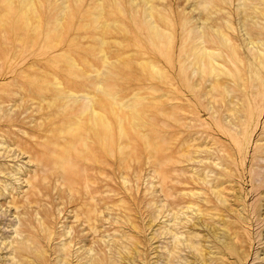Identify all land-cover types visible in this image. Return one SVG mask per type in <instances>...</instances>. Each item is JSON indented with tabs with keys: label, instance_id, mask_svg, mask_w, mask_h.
Returning <instances> with one entry per match:
<instances>
[{
	"label": "rangeland",
	"instance_id": "obj_1",
	"mask_svg": "<svg viewBox=\"0 0 264 264\" xmlns=\"http://www.w3.org/2000/svg\"><path fill=\"white\" fill-rule=\"evenodd\" d=\"M40 1L42 8L39 2H37L38 7L40 10L43 9L47 14H50L53 7L54 11L57 8H61V2L68 4L71 14V30H76L72 36L75 35L76 37L79 36L77 29L82 24H80L81 20L84 21L90 16L94 18L97 11L102 9L106 13L109 22L110 20H114L113 22L115 23L109 28V31L114 33L112 37L108 38L106 48L113 50L123 47V51L127 48L128 54L120 56V58L130 63L134 61L132 64H135L136 61L141 62L144 58L141 62L143 66H149V62L156 64L162 71V77L161 81L154 80L155 82L153 81L151 88L144 89L147 93H150V96L148 95L147 97L148 101L145 102H149L154 106L150 108L152 111L149 109L150 113L148 110V113H146V110L143 113L146 125H143V123L136 124L133 122L131 115L123 119V127L126 128L125 134L120 139L122 145L120 152L119 149L118 151L115 149L114 153L106 151V157H104L101 155V149H96V146H94L95 151L92 147V149H87L82 153L80 151L81 143L79 140L74 144L69 142L71 151L77 153L78 157H70L74 162L65 161L64 167L70 172H76L79 178L84 175L87 176V173L91 172L87 176L90 188L91 186L95 190H97V186L102 188L95 192L97 195L93 194L95 195L93 199L87 196L83 198L80 194L74 195V190L72 191L73 196L82 198L74 199L75 197H70L67 194V186L65 184L61 185L58 180L55 182V168H52V172L48 170L44 171L42 168L38 169V175L41 176L37 177L38 181L36 183H39V185L36 189L39 190L37 191L34 188L32 189L33 192L29 191L30 188H24L26 185L25 182L23 183V176L22 181H15L11 177H8L7 173H5L6 177H1L2 174L0 173L1 180L8 179L12 181V184L15 186L12 192L17 193L18 184L21 183L22 193H25L22 196V213L26 212L24 215H27L28 218L27 216H22V227L25 234L29 232L37 234L39 246L40 248L43 247L41 248L39 257L32 260L33 264H52L55 253L60 248L61 242L59 241H62L61 239L66 242L67 246L69 245L67 239L71 240V237L63 234L65 225H71V228L75 231L74 233H77L80 239H87L86 231H82V227L85 224L79 223V218L73 219V207H76L77 202L81 200L89 204L93 200L92 204L97 201L96 196L98 198L97 204L100 205L96 213L97 216L99 218L106 217L110 221H102V224L104 223L105 225L100 226L99 230L105 231L104 228L109 227L108 231L110 233L113 229L116 230L112 232L115 236L117 235L116 238H120L119 235L122 231L124 233H133L136 238L137 244L135 246L138 253L137 256L134 255V262L128 264H155L152 249L155 245L159 247L163 239H158L157 243L152 235L155 228L162 230L161 228L163 227L160 225V222L163 218L150 221L152 213L156 209V206L161 204L160 200H165V191L170 193L166 201L173 205L177 203L176 208H180L183 204L182 201L187 199L186 197L188 196L182 195L183 191L200 185L193 181L194 175L190 174V171L195 170L198 173H204L208 169L213 170L211 174L213 178L210 177L212 181L219 182L220 187L223 186L221 187V196L225 199V202L219 204L221 206V217H215V220L219 221L223 219L229 223V228L231 227L228 229V232L231 234L236 233L229 239L230 247L225 248V254H223L222 259L226 264H264V62L262 61V55L258 54L256 49H252L250 44L247 43L248 37L264 41V0ZM16 4V1L7 3L0 0V124L2 126L6 122L8 124L7 134L4 132L6 130L4 127L2 128L5 130L0 131V134L5 133H3V138L7 141L3 145V148L0 146V163H6L7 167L2 168L4 172L11 169L13 163L17 162L22 163V170L24 169L22 172H28L29 170L31 172L33 168H29V166H32V163L27 162L28 157L25 153L27 152L25 150L27 146V150L34 148L33 156H41V149L43 148V143L46 141V137L42 135L47 133L56 136L52 141L53 146H55V141L61 144L65 143L63 138L57 137V134H59L58 136L64 135L65 128L62 129V133L58 129H55L56 131H43L42 129L47 126V120L40 119L46 109V100H41L39 92L50 82V79L47 78L49 75V78L51 77V71L48 69L51 67L52 70L55 69L60 59H53L55 41L44 39L47 20H40L41 29L38 31L36 37H22L20 32L21 25L19 22H14V18L12 17L13 15L17 16L16 18L20 20L22 17L16 14V11L11 7ZM6 10L9 15L5 12ZM87 10L88 12H86ZM153 22L155 23L154 25ZM220 30L226 33L229 41L236 46L241 61L235 60V67L234 63L233 65L232 62L228 61L225 52L226 48H223L221 51L222 60H226L227 66L234 73L232 76L222 73L219 75L216 83L206 74H201L197 70L192 72L191 66L185 68L183 66L186 64L191 65V50L195 44L203 45L206 49L215 53V47L221 41ZM128 31L132 32L131 36ZM51 33L52 31L48 35ZM5 35L6 39H4ZM1 37L4 38L2 39ZM130 43L132 45L129 46L128 44ZM225 44L229 46V42ZM184 50L187 52H184ZM132 52L135 55L127 58ZM139 52L144 57H140ZM88 58L91 62H95L97 69H102L98 55H88ZM115 58V56H109L110 61H114ZM58 69L56 68V70ZM46 75L47 77H45ZM42 82L47 83L44 85ZM172 83L174 84L172 85ZM138 87L139 89L141 88L140 85ZM143 87H148V82H145ZM173 95L177 98L174 99ZM168 96L170 98L173 97L171 101ZM172 105H183L184 112L180 114H184L186 118L181 122L175 123L171 121V126H168L170 116L167 112H169ZM231 107L234 108V113L228 114ZM35 116L40 120L34 118ZM40 122H42L43 127L39 126ZM53 127H56V124ZM25 129L28 130V133L27 130L25 133ZM29 132L32 136L29 135ZM166 132L171 133L170 138L165 137L167 135ZM34 134L38 135L34 136ZM40 135L41 140H39ZM13 138L16 139L14 141L17 143L19 141L20 144L14 143L13 145ZM165 138L167 141L170 139V148L167 147ZM146 141L150 143L159 142L157 143L158 151L156 150V159L161 160L158 178L157 176L155 177L153 171L150 172L149 170V167L153 168L154 159L146 158L148 152ZM135 144L137 148L136 146L134 148ZM183 144L186 147L183 146L180 149V146ZM164 146L167 148H164ZM204 146H207L208 150L205 151ZM195 147L198 150L195 154L199 159H202L200 162L192 159L188 160L189 156L185 155L187 154L185 153L186 151L192 150ZM202 148L203 150H200ZM96 150L99 152L97 153ZM183 150H185V154ZM95 152L96 157L97 155L102 156L101 158L98 157L100 158L99 161L93 159V153ZM138 153H141L139 156L142 159L139 156H135L136 158H134V155ZM216 155L219 158L222 157L220 158L222 167L214 166L210 162ZM83 156L89 157L90 161L86 157L83 159ZM123 156L126 157L124 158L126 160L123 159ZM131 156L134 160L129 158ZM228 157L230 158L228 159ZM79 158H82L83 162L77 160ZM135 160L138 161L136 162ZM151 160H153L152 164L150 163ZM86 162L90 166H84ZM207 165L212 168L205 167ZM84 167L87 168L85 169ZM99 168H101L100 172ZM85 171L88 172L85 173ZM122 173L126 174L128 182L122 180ZM44 174L49 176L46 177L47 179L42 180L41 177ZM19 176L21 179V175ZM94 176L100 178V180ZM160 179H162V182ZM149 182H153L154 186L150 187ZM94 183L96 184L93 186ZM161 183L162 186L165 185L163 186L164 193L160 190ZM210 185L211 183H201L200 186L209 195L208 197L214 199L209 189ZM151 190H155V192ZM25 195L28 196L25 198ZM33 195L34 197L36 195L37 200L36 197L33 198ZM30 197L32 198L30 199ZM1 201L4 203V206L0 207V235L1 233H7L9 229L7 225L12 219V216L5 215L2 212L5 207L6 210L12 211V207L7 204L3 196H0ZM112 206L113 208H111ZM58 209L61 210L58 212L56 211ZM34 210H39V216L40 214L44 215V221L48 220V222H44V225L46 224L45 226H47L50 223L47 226L49 232L40 231L37 220L35 221L37 214L35 215ZM61 222L63 226H61ZM101 227L104 228L102 229ZM75 240L78 243L73 245L74 248L78 244H82L76 238ZM103 244L102 241L98 240L94 246L96 249L105 250L106 243ZM206 244H209V242L207 241ZM240 254L244 257L241 263L239 261Z\"/></svg>",
	"mask_w": 264,
	"mask_h": 264
},
{
	"label": "bare ground",
	"instance_id": "obj_2",
	"mask_svg": "<svg viewBox=\"0 0 264 264\" xmlns=\"http://www.w3.org/2000/svg\"><path fill=\"white\" fill-rule=\"evenodd\" d=\"M12 1H16L17 4L11 7L16 11V14H18L19 16H22L21 20L19 18H16L17 16H14V15L12 16L14 18L13 21L19 22L21 25L20 32L22 34V37L23 36H30L32 38L36 37L38 35V31H40L41 29L40 20H44V21L47 20L46 25H45L46 31L44 33V39L55 41V44L53 47L54 49L53 59L54 60L60 59L61 62L59 61L57 63L58 65H56L55 69L53 70L51 69L52 67L51 68L49 67L50 69L48 70L51 71L50 72L51 77L49 78L50 76L49 75L47 78V79H50V82H48V85H46L47 82L46 83L42 82V84L46 85L44 88L38 85L40 88H42V90H40L39 92L41 100H46V104H45L46 109L42 113L41 115L42 118L40 119L47 120L48 127L46 126V128H43V129L41 128L43 131L58 129V131L62 133L63 131L62 129L65 128V132H63L64 134L63 136H58L59 134H57V137L63 138L65 143L61 144L55 141L54 143L55 146H53L52 141L56 138V136L48 134V133L42 135L43 137H46V141L43 143V148L41 149V156H37V155L33 156L32 153L34 152V148L27 150L26 148H28V146L25 148L27 152L24 151L28 157L27 162L32 163V166L31 165L29 166V168H33L31 169L32 173L30 172V170L28 172L27 171L22 172L24 169L22 170L23 166H22V163L20 162L13 163L12 168L8 169L7 172H4V169L2 168L6 166V163L1 162L0 163V173L2 174L1 177H6L5 173H7V176L11 177L13 180L22 181V176H23L24 177L23 183L25 182V185H26V187L24 188L26 189L30 188L29 191H32V189L34 188L35 190H37L36 188H38L37 186L39 185V183L38 184L36 183V181H38L37 177L39 176L38 169L42 168L44 171L48 170L52 172L53 170L52 168H55L56 169L55 182L56 180H58L60 181L61 185L65 184L67 186L66 187L67 192H68L67 194L70 197H75L73 196V192H72L74 190L75 192L74 195L80 194V196H83V198L87 196L90 199H93L95 196L93 194H96L95 192L98 189L101 190L102 188H100L99 186H97L98 187L96 188L97 190H95L94 187L92 188V186L90 188L87 176L88 174L90 175L91 172L89 173L88 171H85V173L88 172L87 176L84 175L83 177L81 176V178H79L77 177L76 172H72V171L70 172L66 170L64 167L65 161H69V162L73 161V159H71L70 157L72 158L78 157L77 153H74L71 151L70 143L72 142V144H74L77 140H79L81 143L80 151L82 153H84L87 149H92V147L94 148L93 150L95 151L94 146H96V149H101L102 151L101 155L104 157H106L105 155L106 151H108L109 153H112L113 151H116L115 149H117V151L119 149V152H120L121 147H122L120 143V139L122 135L125 134V128H126V127L125 128L123 127V119L131 115L133 122H135L136 124H142V123L143 125L145 124L143 113L145 112V110H146V113H148L149 109L154 106L151 105L149 102H145V101H148L147 97L148 95L150 96V93L149 92L147 93L144 89L151 88L154 80L156 81L160 80L162 77V71L154 63L149 62V66H143L141 62L143 61L144 58L142 59L141 62L136 61L135 64H132L134 63V61L130 63V62H127L126 60H123V58H120V56H123V55L125 56L128 54L127 48L125 51L122 50L123 47L113 49V50H109L106 48V46L108 45V38L112 37L113 36L112 34L114 33V32H110L109 28L115 23L113 22L114 20L113 21L110 20L109 22V19L106 16V13L102 9H99L97 11L96 16L94 18L90 16V17H87L84 21L81 20L82 22H80V24L81 23L82 24L80 25L79 28L77 27L78 28L77 34L79 36L76 37L75 35L72 36L73 34H75L76 30L75 29L71 30V25H70L71 14L68 9V4H66L65 2H61L62 3L61 8H57L54 11V7H53L52 10L50 11V14H47L43 9L40 10V8L38 7L37 2H39L40 7L42 6L40 0H3V2H7V3L12 2ZM54 6L56 5L54 4ZM5 12L8 14L7 10ZM86 12H88V10ZM153 21L155 22L154 18H153ZM154 22H153V25L155 24ZM128 30L131 31L130 29ZM51 31L52 33L48 35V33ZM132 32H133V29H132ZM131 33L129 32L130 36H131ZM220 34H221V39H220L221 41H220V44L218 43V45H216L215 53H213V51L206 49L205 46L203 45L201 46L200 44H195V46L191 50L192 57L188 55L189 57H191V60H190L192 61L191 65L186 64L185 66H183V68L191 66L192 72L197 70L201 74H206L212 78V81L216 83L218 81L219 75H221L222 73H227L228 75L232 76L234 72H232V69H230L227 66L228 63H226V60L225 61L222 60L221 51L223 50V48H226L225 52H226L228 61L232 62V64L234 63L235 60L240 62L241 59L236 49V46L229 41L226 33L220 30ZM6 38L7 37L5 35L4 39ZM228 42H229V46H226L225 43H228ZM247 43L250 44V47L252 49H256L258 54L262 55L261 56L263 59L262 61L264 62V41L248 37ZM128 45L130 46L132 45V43ZM184 52H187V51L184 50ZM92 54L99 56V59L101 61V68H102L101 70L97 69V66L95 67V62L93 61L91 62L89 60L88 55H92ZM131 55H135V53L134 54L133 52L130 53L129 57L127 58H130ZM109 56H115L116 58L114 59V61H110ZM141 56L142 55L140 53V57ZM149 60L151 61V59ZM235 67H236V64H235ZM56 68H59V69L56 70ZM47 75L45 77H47ZM145 82H148V87H143ZM173 84L174 83H172V85ZM139 85L141 86L140 89L138 87ZM174 95L173 97H175ZM168 97L170 98V96ZM173 97L170 98V101ZM176 98L177 97H175L174 99ZM150 100H152V98H150ZM178 101L180 102V100ZM179 102H178V105H179ZM173 104L175 103L173 102ZM178 105H172L169 112H167V114L170 116L169 122L167 124L168 126L170 125L171 121L176 123V122H181L183 119L186 118L184 114H180L181 112H184L183 105L182 106L181 105L178 106ZM229 111L230 112L228 114H233L234 108L231 107ZM159 112L161 113V111ZM228 114H226V116H228ZM34 118H36V116ZM40 119H37V120H40ZM160 120H163V119H160ZM55 124H56V127H53V125ZM39 126L43 127L42 122H40ZM2 127H4L6 130L3 129ZM3 130H5L4 131L5 133L8 132L7 122L5 123L4 126L0 124V131L2 132ZM26 130L27 129H25V133H26ZM3 133L0 134V146H2V148H3V145L7 142L3 138V135L5 134ZM27 133H28V130H27ZM30 134L31 133L29 132V135ZM35 135H38V134H34V136ZM190 136H191V133H190ZM165 137L170 138L171 133H167ZM15 138H13V142H12L13 145L14 143H17L16 141H14ZM190 139H194V138H190ZM39 140H41V135H40ZM146 142H147L146 144L148 147L146 158L154 159L153 164H152L153 160H151L150 162L153 165V168L149 167V170L150 172L153 171L155 173V177L157 176L158 178L159 169H160L159 166H160L161 160L156 159V153H157L156 150L158 149L157 143L159 142L157 143L155 142L150 143L148 141ZM166 142H167V147L170 148L171 147L170 139L168 141L166 140ZM19 144L20 143L18 141L17 145ZM131 144L133 146L132 142ZM185 144L181 145L180 149L183 148ZM17 145L15 144L16 147H18ZM135 146L136 144L134 145V148ZM167 147L164 146V148H167ZM203 148L205 151L208 150L207 146H204ZM203 148L200 150H203ZM197 151L198 150L195 147L194 149L188 150L186 152L185 150H183V153L184 152L187 153V154L185 153L184 154L189 156V157L187 156L188 160L192 159V160H196L200 162L202 161V159H199L198 156L195 154ZM224 151L226 152V150ZM98 152L99 151H97V153ZM93 154H94L93 159H95V161H99V159L102 157L98 155L96 157V152ZM139 154L141 153H138L137 155L135 154L134 158H136L135 156L138 157ZM85 157L87 158V156H83V159ZM124 158L126 157L123 156V159ZM129 158L132 159V156ZM134 158L132 160H134ZM220 158L218 157V155H216L210 160V162L214 166H221L222 163L220 161ZM229 158L230 157H228V159ZM83 159L79 158L77 160L83 162ZM138 159L141 160L142 157L141 159L140 158ZM89 161H90V158H89ZM135 161L137 162L138 160H135ZM24 166L26 165L24 164ZM84 166H90V164L86 162L84 163ZM205 167L212 168L208 165ZM84 168L86 169L87 167H84ZM100 169L101 168H99V172H100ZM21 172L23 173V175ZM212 172L213 170L211 169H208L204 173H198L195 170L193 171L191 170L190 174L194 175L193 181L196 182V184L198 185L199 184L201 185V183L202 184L211 183L209 189L214 199H211L210 197H208L209 195L205 192V190L202 189L200 185L198 187L194 186L190 188L189 190L183 191L182 195H188V196L186 197L187 199H184L182 201L183 204L180 208H176L177 203L173 205L172 203H168L166 201L167 196L170 195V193H167L166 191L164 194V197H166L165 200L159 199L161 204L156 206V209L154 210V212L152 213L150 217V221L152 220L155 221L158 218L160 219L161 217L163 218V220H161L160 222V225L163 227L161 228L162 230H160L159 228H155L153 231V235H152V237L156 239L155 240L156 242L158 241V239L160 240L161 238L163 239V242L159 247L155 245L152 249V252L154 253L153 261L155 262V264H226L224 260L222 259V257H223V254H225V248L230 247L229 239L232 236H234L236 233L231 234L228 232V229H230L231 227L229 228V223H227L223 219H220L219 221L215 220V217H219V218L221 217V212H220L221 206H219V204L225 202V199L221 196V193H222L221 187L223 186L220 187L219 182L212 181V178H213L211 176ZM19 175H21V179ZM48 176L49 175L46 176L44 174L41 178L42 180L47 179L46 177ZM121 177H122V180H126V182H128V178L126 174L122 173ZM96 179L100 180V178L98 177ZM160 180L162 182V179ZM44 182H46V180H44ZM95 184L96 183H94L93 186ZM149 186L153 187L154 183L153 182L150 183ZM163 186L161 183L160 190H162V193H164ZM14 187L15 186L12 184V181L8 179L1 180L0 178V196H3L7 204H9L12 207V211L6 210V207L2 210V212L5 213V215L12 216V219H11V222L8 223L7 225V227L9 228L7 233H1L0 235V264H33L32 260L39 257V253L41 252V248L43 247L40 248L39 246V242L37 240V234H35L34 232L33 233L29 232L26 234L24 233V229L22 227L23 225L22 216L26 212L22 213V196H24L25 193H22L21 183L18 184L17 193L12 192V189H14ZM16 190H17V187H16ZM35 190H34V193H35ZM155 190L154 191L151 190V191L155 192ZM112 191L114 192V190ZM158 191H159V188H158ZM25 192H27V190ZM32 192L30 193L32 194ZM27 196L25 195V198ZM35 197L33 195V198ZM31 198L32 197H30V199ZM65 198H68V197H65ZM81 198L82 197H75L74 199H81ZM96 199L98 201L97 196H96ZM36 200H37V197H36ZM36 200L34 199V201ZM2 201L0 202L1 208L4 206V203ZM92 201L93 200L90 201V204L83 202L82 200L78 201L77 202L78 204L76 205V207H73V214H72L73 219L76 220L77 218H79L78 222L81 224H85V226L82 227V231L83 232L86 231L87 239L85 240L80 239V236H78L77 233H74L75 231H73L74 229L71 228V225L64 224L65 228H64L63 234H65L66 236L68 235V237L70 236L71 240L67 239L68 244H69L68 246L66 242L63 241V239H61L62 241H59L61 242L60 248L57 249L55 256L53 258L52 264H128L130 262L131 263L134 262L133 261L134 255L137 256L138 250L135 246L137 244V241L133 233H124L123 231L121 233L119 232L120 238L117 237L118 238L117 239L116 238L117 235L115 236L112 233L116 231L115 229H113L111 233L108 231L109 227L107 228L103 227L106 233L105 231L99 230L100 226L105 225L104 223L102 224V221L107 220V218L106 217L99 218L97 216L96 213L98 212L99 210L98 206L100 205L97 204V201L91 204ZM28 206L30 205L28 204ZM111 208H113V206ZM60 210L58 209L56 211L59 212ZM34 211H35L34 212L35 215L37 214L35 221L37 220V224L40 228V231L49 232V228L47 226L50 223L47 226H45L46 224L44 225V222L46 220L45 221L43 220L44 215L40 214L39 216L38 215L39 210L38 211L34 210ZM42 212L44 213V211ZM24 216H27V215H24ZM69 217L67 218L69 219ZM100 220L101 222L99 223ZM46 222H48V220ZM61 226H63V224ZM95 234L97 235L95 236ZM75 238L78 241H81L82 244H78L77 246L75 245L76 247L74 248L73 245L75 243L76 244L78 243L75 240ZM236 238H237V235H236ZM98 240H100V242L102 241L104 244L106 243L105 250H102V249L100 250L99 248L97 249L95 248L94 245H96ZM207 241L209 242V244H206ZM71 244L73 247L71 246ZM240 255H239V261L241 263L244 257H242L243 255L241 256Z\"/></svg>",
	"mask_w": 264,
	"mask_h": 264
}]
</instances>
